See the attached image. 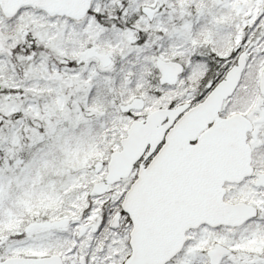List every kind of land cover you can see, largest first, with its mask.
Instances as JSON below:
<instances>
[{
    "label": "snow or ice",
    "instance_id": "obj_1",
    "mask_svg": "<svg viewBox=\"0 0 264 264\" xmlns=\"http://www.w3.org/2000/svg\"><path fill=\"white\" fill-rule=\"evenodd\" d=\"M0 264H264V0H0Z\"/></svg>",
    "mask_w": 264,
    "mask_h": 264
}]
</instances>
